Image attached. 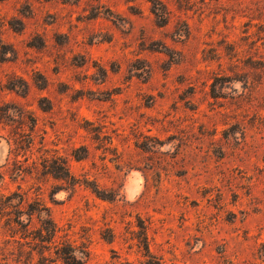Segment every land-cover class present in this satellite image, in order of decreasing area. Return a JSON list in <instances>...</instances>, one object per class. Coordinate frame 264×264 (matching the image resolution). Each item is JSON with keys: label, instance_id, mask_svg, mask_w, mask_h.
Returning <instances> with one entry per match:
<instances>
[{"label": "rangeland", "instance_id": "1", "mask_svg": "<svg viewBox=\"0 0 264 264\" xmlns=\"http://www.w3.org/2000/svg\"><path fill=\"white\" fill-rule=\"evenodd\" d=\"M0 264H264V0H0Z\"/></svg>", "mask_w": 264, "mask_h": 264}]
</instances>
